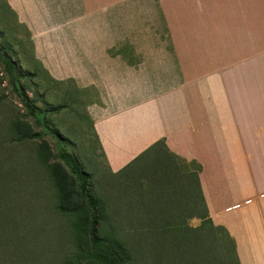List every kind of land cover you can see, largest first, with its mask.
Wrapping results in <instances>:
<instances>
[{
	"label": "crops",
	"instance_id": "1",
	"mask_svg": "<svg viewBox=\"0 0 264 264\" xmlns=\"http://www.w3.org/2000/svg\"><path fill=\"white\" fill-rule=\"evenodd\" d=\"M247 1L2 0L42 66L89 102L107 170L159 148L200 164L209 215L240 264H264V76L257 44L242 42L257 35Z\"/></svg>",
	"mask_w": 264,
	"mask_h": 264
},
{
	"label": "rangeland",
	"instance_id": "2",
	"mask_svg": "<svg viewBox=\"0 0 264 264\" xmlns=\"http://www.w3.org/2000/svg\"><path fill=\"white\" fill-rule=\"evenodd\" d=\"M256 1L251 10L252 15L257 10V35L243 36L242 42L257 44L252 60L257 75L264 76V0ZM246 7L248 11L247 0ZM38 55L30 32L0 0V257L9 248L17 264H114L111 255L105 262L86 255L97 208L102 234L110 227L127 230L126 240L149 264H219L211 258L222 259L223 247L208 230L201 234L200 254L192 262L185 249L179 255L173 251L169 238L163 253L156 254L151 242L148 254L138 249L135 231L141 228L199 226L204 210L197 191L191 189L190 200L175 205L166 191L181 184L175 175L183 165L171 161L163 170L153 156L110 173L89 102L76 100L72 79L53 77ZM6 57L15 65L10 73ZM161 175L167 178L160 186L156 178Z\"/></svg>",
	"mask_w": 264,
	"mask_h": 264
},
{
	"label": "trees",
	"instance_id": "3",
	"mask_svg": "<svg viewBox=\"0 0 264 264\" xmlns=\"http://www.w3.org/2000/svg\"><path fill=\"white\" fill-rule=\"evenodd\" d=\"M4 62L6 64L5 67L7 71L10 73L15 66L13 61L10 58L6 57L4 59ZM163 143V139H160L153 145V147H157L158 145L163 146ZM155 153L156 154H154L153 157L157 159L162 169L164 170V167L168 168L169 162H167L166 158L162 154L161 149H156ZM194 165L197 167L196 172H192L191 170V166ZM200 168V164L194 161L188 163L186 168L181 169V167H179V171H177V175H175V178L180 176L181 184H177V187L172 188L171 192H169L168 190L166 192L167 195H170V198L168 199L175 200V205L179 206L180 204L182 205L184 203V199L186 201L190 200L187 193L191 189L192 191L196 190L204 210V214L201 217L202 223L197 227H189L185 224H171L152 226L149 228H141V230H136L135 232L138 233V238L140 241L138 244V249H146L145 254H148L147 252L149 250L147 249L151 242L150 245L155 246L154 251H156V254L163 253V248L161 247H163V243H165V241H167V239L169 238L168 240L173 245V251H175L179 255V253H182L183 249H185L188 260L192 262L193 259H195L196 256L200 254L199 242L201 240V234L203 233V231L208 230L213 240L220 241L224 252V257L222 259L211 258V262L219 264H240L234 238L231 236L225 226L214 223L211 216L209 215L200 185ZM82 175H84L83 172ZM164 176L166 175L164 174ZM166 178L167 177L163 178L161 175L156 178V181H158L159 185L161 186L163 185L164 179ZM98 215L99 212L96 208V225L90 230L93 242L91 248H89L86 252L87 256L105 262L106 259L111 255L113 256V258H115L114 264H149V261H145V259L142 260L140 257H138V255H136V250L133 245L135 243L129 240V237L128 240H126L125 235H129L127 230L125 231L122 228L123 231H121L119 226L118 228L120 230L116 227H110L107 233L102 234L100 224L97 221ZM104 218L105 217L101 219ZM120 231L122 232V234ZM171 237H173V241L171 240ZM108 242H110L112 246H107L106 243ZM171 244H169L168 247L171 246ZM0 264H17L16 259L14 261L12 252L9 250V248L1 252Z\"/></svg>",
	"mask_w": 264,
	"mask_h": 264
}]
</instances>
